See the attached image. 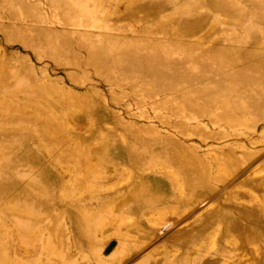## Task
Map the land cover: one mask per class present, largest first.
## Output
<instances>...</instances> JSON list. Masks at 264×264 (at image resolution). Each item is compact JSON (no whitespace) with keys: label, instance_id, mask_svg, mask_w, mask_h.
I'll return each mask as SVG.
<instances>
[{"label":"rangeland","instance_id":"1","mask_svg":"<svg viewBox=\"0 0 264 264\" xmlns=\"http://www.w3.org/2000/svg\"><path fill=\"white\" fill-rule=\"evenodd\" d=\"M0 264H264V0H0Z\"/></svg>","mask_w":264,"mask_h":264}]
</instances>
